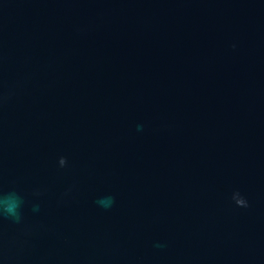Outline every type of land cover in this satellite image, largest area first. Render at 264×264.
<instances>
[{"label":"water","instance_id":"water-1","mask_svg":"<svg viewBox=\"0 0 264 264\" xmlns=\"http://www.w3.org/2000/svg\"><path fill=\"white\" fill-rule=\"evenodd\" d=\"M0 264H264V0H0Z\"/></svg>","mask_w":264,"mask_h":264},{"label":"clouds","instance_id":"clouds-1","mask_svg":"<svg viewBox=\"0 0 264 264\" xmlns=\"http://www.w3.org/2000/svg\"><path fill=\"white\" fill-rule=\"evenodd\" d=\"M0 204L3 205V217L11 218L14 220L20 219V212L18 211L20 202L7 194L3 199H0Z\"/></svg>","mask_w":264,"mask_h":264}]
</instances>
